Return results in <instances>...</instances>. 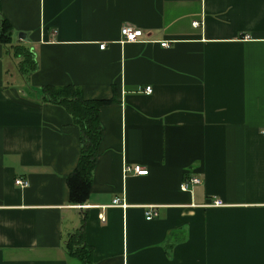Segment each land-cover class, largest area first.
I'll return each instance as SVG.
<instances>
[{"label": "crops", "instance_id": "1", "mask_svg": "<svg viewBox=\"0 0 264 264\" xmlns=\"http://www.w3.org/2000/svg\"><path fill=\"white\" fill-rule=\"evenodd\" d=\"M0 13L38 65L26 83L0 41V264H77L62 241L84 213L93 264H264V0H0ZM122 26L146 41H121ZM67 83L111 100L82 208L66 184L78 128L36 96Z\"/></svg>", "mask_w": 264, "mask_h": 264}, {"label": "trees", "instance_id": "2", "mask_svg": "<svg viewBox=\"0 0 264 264\" xmlns=\"http://www.w3.org/2000/svg\"><path fill=\"white\" fill-rule=\"evenodd\" d=\"M0 41L11 48L12 55L18 58L17 68L24 80L29 82L30 75L38 69L34 52L21 44H11L12 26L0 13ZM37 100L62 107L78 128L80 151L76 164L66 176L70 204H84L89 196L98 148L102 138L99 120L101 106L111 102L105 99H88L82 94L80 86L67 83L63 85L44 84L37 89ZM84 213L79 226L67 233L62 241L68 257L77 264H93V247L86 241Z\"/></svg>", "mask_w": 264, "mask_h": 264}, {"label": "built area", "instance_id": "3", "mask_svg": "<svg viewBox=\"0 0 264 264\" xmlns=\"http://www.w3.org/2000/svg\"><path fill=\"white\" fill-rule=\"evenodd\" d=\"M198 24H199L198 21L192 22L193 26H197ZM120 34L122 36L121 41H123V42H135L138 40L146 41L143 38L144 32L139 28H134L131 26H122L120 29ZM159 44L162 47H168L169 42L167 40H162L159 42ZM99 46H100V48H103L104 44H100ZM151 91H152V88L150 86H146L144 88L145 93H150ZM261 133L264 135V128L262 129ZM124 170L125 171L130 170V167H125ZM131 170L136 175H146L148 172L147 169H144L140 165H133L131 167ZM198 182H199V180L197 178L191 177V178H188V180H185L184 182H182L180 187H181V189L186 190L189 187V185L196 184ZM14 184L19 186V187H26L28 185V181L25 180L24 178L16 177V178H14ZM212 204L213 205H219L220 202L215 200L212 202ZM111 205L124 206V204L120 201V198H118V197H116L112 200ZM77 206L80 208L87 207V205H85V204H79ZM144 215H145L146 220H150L156 215V212L153 210V208H148L147 210H145ZM100 219H101V221L105 220V218L103 216Z\"/></svg>", "mask_w": 264, "mask_h": 264}, {"label": "water", "instance_id": "4", "mask_svg": "<svg viewBox=\"0 0 264 264\" xmlns=\"http://www.w3.org/2000/svg\"><path fill=\"white\" fill-rule=\"evenodd\" d=\"M26 33H24V32H19L18 33V38H20V39H22V40H25L26 39Z\"/></svg>", "mask_w": 264, "mask_h": 264}, {"label": "rangeland", "instance_id": "5", "mask_svg": "<svg viewBox=\"0 0 264 264\" xmlns=\"http://www.w3.org/2000/svg\"><path fill=\"white\" fill-rule=\"evenodd\" d=\"M18 35V34H17Z\"/></svg>", "mask_w": 264, "mask_h": 264}]
</instances>
